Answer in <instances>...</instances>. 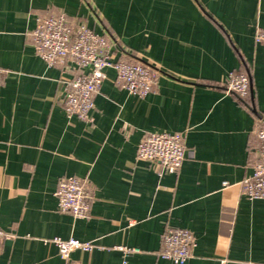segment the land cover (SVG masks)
<instances>
[{"label": "crops", "instance_id": "1", "mask_svg": "<svg viewBox=\"0 0 264 264\" xmlns=\"http://www.w3.org/2000/svg\"><path fill=\"white\" fill-rule=\"evenodd\" d=\"M41 16L110 36L114 60L157 71L152 92L119 89L107 68L90 119L68 117L65 75L33 47ZM259 29L264 0H0V229L11 235L0 243V264H63L53 238L93 244L71 253L75 264H120L117 247L138 249L127 264H173L160 257L167 228L193 235L183 264H264V199L239 188L264 122ZM231 72L249 76L247 98L224 92ZM149 133L181 134L178 171L159 176L156 164L136 159ZM64 177L89 186L87 218L57 211Z\"/></svg>", "mask_w": 264, "mask_h": 264}, {"label": "built area", "instance_id": "2", "mask_svg": "<svg viewBox=\"0 0 264 264\" xmlns=\"http://www.w3.org/2000/svg\"><path fill=\"white\" fill-rule=\"evenodd\" d=\"M32 35L36 55L48 67H57L65 75L59 84L63 110L68 117L83 121L90 119L89 114L94 107L93 98L100 90L107 68L115 71L116 87L139 98L151 93L156 84V70L140 62L114 60L111 52L113 49L118 50L114 39L104 33H95L84 24L71 25L64 16L38 17ZM254 42L264 46V29L256 32ZM3 76L4 70L0 68V81ZM222 84L226 94L241 100L250 93V79L246 73L231 72ZM254 134L258 157L253 164L252 174L239 184L241 194L251 200L264 199V122L255 129ZM136 159L156 164L160 170L159 176L175 173L185 159L181 134L144 135L137 144ZM222 185L225 186L226 182ZM54 195L59 213L75 219L88 217L91 191L86 182L76 177H64L59 180ZM10 237L0 229V243ZM47 242L56 247L63 264H75L70 258L73 251L89 252L93 249L92 243L73 238H53ZM193 245L194 238L190 231L167 228L162 237L160 257L173 264H183L190 258ZM116 249L123 255L120 264H127V258L139 252L129 247Z\"/></svg>", "mask_w": 264, "mask_h": 264}]
</instances>
